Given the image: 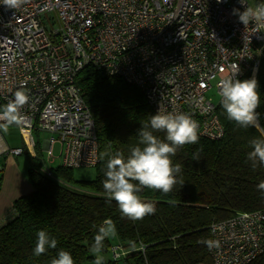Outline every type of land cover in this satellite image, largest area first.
I'll return each mask as SVG.
<instances>
[{
    "label": "built area",
    "instance_id": "built-area-1",
    "mask_svg": "<svg viewBox=\"0 0 264 264\" xmlns=\"http://www.w3.org/2000/svg\"><path fill=\"white\" fill-rule=\"evenodd\" d=\"M261 3L26 0L15 10L0 5V105L25 86V120L13 126L32 155L40 147L37 137L49 135L41 143L46 161L40 170L47 176L55 159L68 169L92 168L98 161L95 124L76 85L87 66L137 87L155 113L160 108L190 114L199 137L218 140L224 134L217 114L218 81L236 65V78L242 80L248 71L253 78L264 50V22L245 26L233 9L243 12ZM213 88L217 104L209 97ZM22 154V148H9L0 132V157ZM208 232L221 245L208 248L212 264H251L264 254V209L213 221ZM111 253L114 260L124 255L118 245Z\"/></svg>",
    "mask_w": 264,
    "mask_h": 264
},
{
    "label": "trees",
    "instance_id": "trees-1",
    "mask_svg": "<svg viewBox=\"0 0 264 264\" xmlns=\"http://www.w3.org/2000/svg\"><path fill=\"white\" fill-rule=\"evenodd\" d=\"M250 78L248 71L242 80ZM255 78L260 94L256 109L259 127L242 128L228 120L219 102L222 138L211 141L199 137L196 144L177 148L171 157L174 166H181L177 183L167 194L143 188L138 194L156 211L134 221L121 214L116 201L103 189L109 158L104 153L120 151L125 158L130 155V149L139 144L138 130L155 112L144 94L121 77L92 66L83 68L76 85L90 111L98 140L93 177L76 178L74 169L62 166L51 168V176L45 175L40 170L42 159L36 146L27 169L32 191L13 202V217L0 225V264H50L61 249L71 253L75 264H94L91 246L106 221H111L115 231L103 239L99 253L103 264H128V260L134 264H212L208 247L200 242L209 240L211 222L264 209V192L257 188L264 180V165L253 168L247 159L252 150L249 141L264 138V50ZM153 134L165 140L164 131ZM40 230L55 238L57 247L46 248L37 257L33 250ZM114 245L124 252L118 260L112 258ZM107 252L111 259H106ZM251 264H264V254Z\"/></svg>",
    "mask_w": 264,
    "mask_h": 264
},
{
    "label": "clouds",
    "instance_id": "clouds-1",
    "mask_svg": "<svg viewBox=\"0 0 264 264\" xmlns=\"http://www.w3.org/2000/svg\"><path fill=\"white\" fill-rule=\"evenodd\" d=\"M26 0H0V5L7 9L20 8ZM218 3L221 0H217ZM242 3V0H241ZM233 14L238 15L239 21L247 26L251 21L264 22V3L255 8L246 7L243 12L233 9ZM239 66H234L232 74L218 81L220 106L226 113L227 119L234 121L242 128L257 126L259 113L256 109L260 106L258 81L255 78L240 80L236 78ZM29 96L25 86L14 92L13 98L6 104L0 105V132L7 133L12 125L20 126L25 117L21 109L28 103ZM198 123L188 113L173 111L164 112L158 109L154 115L149 116V121L138 130L139 144L130 149L126 158L120 151L108 155L103 189L111 200H115L124 217L131 220H141L145 216L154 214L156 209L151 203L141 199L138 193L143 188L159 190L167 194L172 191L177 183L176 175L181 172L179 164L173 165L171 159L176 154L177 148L186 144H196L199 141ZM151 129V130H149ZM154 131H164L165 140L154 135ZM251 151L247 159L252 162L253 168L257 164L264 165V138L256 137L249 141ZM138 182V183H134ZM258 190L264 192V180L257 185ZM105 226L99 229L94 237L95 242L91 251L95 256L94 264H103L104 258L99 253L103 249V239L114 234L111 221H106ZM34 255L39 257L45 253L46 248L55 249L57 240L40 230L37 232ZM201 243L211 250L220 248L219 240H203ZM50 264H75L70 252L59 250Z\"/></svg>",
    "mask_w": 264,
    "mask_h": 264
},
{
    "label": "rangeland",
    "instance_id": "rangeland-1",
    "mask_svg": "<svg viewBox=\"0 0 264 264\" xmlns=\"http://www.w3.org/2000/svg\"><path fill=\"white\" fill-rule=\"evenodd\" d=\"M46 19H48V16H46ZM51 24H52V22L50 21L49 27H53V25H51ZM213 84H214V82H213ZM209 97H211V100L213 103L217 104L219 102V97L217 96L214 88L209 93ZM1 135L4 139V141L7 143L9 148H22L23 154L20 156L12 157V158H13L14 164L17 165L18 168H20L22 170V172L24 173V176L27 178V169L30 166L29 155L31 154V152H28L26 150V147L24 145V138L22 136L20 129L17 128L16 126L12 125L9 127V130L7 133L1 132ZM48 137H49V135H46V134H42V135L37 137V142L40 144L39 155H40L41 159L45 160V161H46V154L42 150L41 143H42L43 139L48 138ZM53 153L55 156L58 154V146L57 145H55L53 147ZM5 158H7V157H5ZM5 158H3V159H5ZM2 164L3 163H1L0 166ZM48 166L50 168H56V167L60 166V160L55 159L52 163L48 164ZM73 172H74V175L76 176V178H79V179L88 180V179H91L93 177V169L92 168L74 169ZM77 191H79V189ZM82 192H84V191H82ZM110 239H111V241H113V237H110ZM105 257H106V259H111L110 252H107ZM120 264H123V263H120ZM128 264H134V263L131 260H128Z\"/></svg>",
    "mask_w": 264,
    "mask_h": 264
},
{
    "label": "crops",
    "instance_id": "crops-1",
    "mask_svg": "<svg viewBox=\"0 0 264 264\" xmlns=\"http://www.w3.org/2000/svg\"><path fill=\"white\" fill-rule=\"evenodd\" d=\"M0 158V225L14 215L13 202L32 191V186L24 173L14 164L12 157Z\"/></svg>",
    "mask_w": 264,
    "mask_h": 264
}]
</instances>
